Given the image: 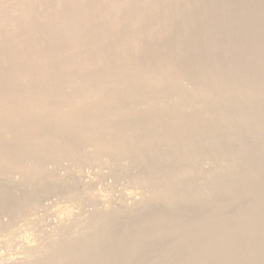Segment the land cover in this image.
<instances>
[{"label":"bare ground","instance_id":"1","mask_svg":"<svg viewBox=\"0 0 264 264\" xmlns=\"http://www.w3.org/2000/svg\"><path fill=\"white\" fill-rule=\"evenodd\" d=\"M64 1L56 0L58 6ZM108 2L109 10L108 5H102L99 10L108 12L106 29L110 35L126 24L143 26L133 42L128 41L121 49L124 53L119 55L120 62L113 63L108 70L99 58H88V52L98 45L91 47L87 39L101 30L103 24L99 22L98 10L77 11L83 0H71L67 8L50 15L52 19L47 22L46 31L51 29L49 25H53L54 18L63 19L70 11L76 14L71 27L66 31L57 29L52 40L46 31L39 34L35 29L40 20L38 10L33 11L29 22L13 19L12 24L0 13V26L9 24L11 30L25 28L28 34L25 41L29 47L34 46L32 57L26 49L20 53L22 65L30 69L37 61L41 68L36 72L26 71L29 74L25 83L0 85L4 89L0 91L1 133L5 136L12 128L20 127L32 135L18 142L21 149L35 152L49 146L42 158L61 156L72 163L74 155L69 151L59 153L53 148V140L80 138L85 148H91L85 162L101 168V173L115 182L113 191L97 189L92 182L86 185V196L97 201L95 204L103 202L101 211H88L81 196L70 189L61 203L44 212L37 210L41 202L30 204L31 212L20 218L16 208L21 204L19 198L0 190V264H95L97 256L100 264H247L242 257L257 233L264 237V154H260L263 146L249 145L264 135V95H257L250 108L248 104L223 103L225 100L213 104L209 98L196 95L167 109L165 95L176 87L150 81L159 60L149 59L136 73L142 78L136 82L125 67L137 60L126 51L130 46L151 41L154 29L151 11L161 4L160 20L165 32H170L175 20L181 21L186 16L194 20L190 26L176 22L180 46L175 58L185 62L184 66L204 71L211 92L219 88L232 94L235 91L236 95L232 96L236 99L243 88L253 86L264 91V79H252L259 70L255 59L257 44L263 56L264 75V34L260 37L264 32V16L260 17L262 30L253 25L257 22V11L264 12V3L261 0H105V4ZM87 3L93 6L95 1L87 0ZM8 28L4 38L9 35ZM229 30L233 31L229 46L216 52V46L219 47ZM211 32L214 41L209 43ZM81 34L87 39L78 49ZM197 37L201 40L197 41ZM232 46H238L240 52L234 55V60L226 62ZM245 47L249 51L247 69L239 71L236 67ZM15 50L11 46L0 48V75L6 67L16 78ZM49 55L53 59L52 69L46 65ZM80 55L81 59H74ZM61 56L68 58L60 60ZM159 67L162 76L168 77L179 72L180 65L166 63ZM60 69L64 74L57 78L55 71ZM46 75L50 80L41 81ZM184 75L191 77L188 70ZM126 77L134 81L129 87L105 90ZM58 86L65 89L57 91ZM8 90L14 94H8ZM120 101L124 102L120 108H108L110 103ZM240 130L244 134L239 142L243 144L234 147ZM211 131L223 133L227 140L224 151L208 149L204 135ZM185 140H193L192 145L200 150L181 148L171 151L167 165L155 169L147 165L151 163L148 150L157 154L165 144ZM12 150L8 146L0 149L2 186L19 179L24 187L12 183L14 188H22L26 194L36 190L46 195L52 187L59 186L60 180L77 175L56 176L45 160L24 161ZM248 152L249 160L240 168V158ZM117 161L123 164L121 170L125 172L114 166ZM17 172L23 177H16ZM106 200H119V203L108 207ZM79 207L83 208L67 224L61 217L57 218L60 213L75 212ZM52 221L60 227L57 232L43 230L33 236L37 226L44 228Z\"/></svg>","mask_w":264,"mask_h":264},{"label":"rangeland","instance_id":"2","mask_svg":"<svg viewBox=\"0 0 264 264\" xmlns=\"http://www.w3.org/2000/svg\"><path fill=\"white\" fill-rule=\"evenodd\" d=\"M94 1H95L94 5L89 6L87 3V0H83V3L78 6L77 11L80 13L83 10L85 11L86 10L88 11L98 10L97 12H99L100 14L99 22L103 24V28H101V30H97L94 33H92L89 39L85 38L84 34H81L79 37L80 39H78V42H77V47L78 49L81 48L83 46V42L86 39L89 40V42H91V45H92L91 47H95L98 45V47H95V48H98L99 51L97 52L96 51L97 49L92 48L88 52V58H91V59L99 58V60H101L103 63L101 65L106 70H108L109 68H111V66H113V63L120 62L121 59L119 58V55L124 53L123 51H121V49L125 47V44L128 41L133 42L135 35L139 32V29L143 26H135L132 24H126V25H123V28L118 29L115 33H112L110 35V32L106 29L107 27L106 25L109 22V16L107 15L108 13L107 10H109L108 8L109 2L105 4V0H94ZM70 2L71 0H65L62 6H58L56 0H46V1L45 0H0V13H4L3 16H7L8 21L12 24L13 19L22 20L23 22H29L30 19L34 16L33 11L38 10L37 12L40 13L39 14L40 20L38 21L35 29L39 34H41L43 33V31H46L47 29L46 24L50 19H52V18H49L50 15H52V13L54 14V12H58L59 10L61 11V9L67 8V6L70 5ZM102 5L104 6L108 5L107 10L106 11L105 9L103 10L105 14H102L103 12L99 10V8H101ZM161 8L162 7L160 4L158 8H156L154 11H151V17H150L151 18L150 20L151 28L154 27V29L151 30V41L149 40L148 42L142 45L137 44L135 46L134 45L130 46V48L126 51L130 55H133L137 61L133 62L131 66L129 65L128 67H125V71L127 72V74L134 75L135 77L134 81L138 82L142 80V78L139 75H136L138 70L142 69L141 67L147 62H149V59H151V61L156 60V59L159 60L158 61L159 64L156 65L158 67L155 69L156 67L155 66L152 70L153 73L151 74L150 81L159 82L160 85L172 84L171 85L172 87L179 88V90H177L176 88L175 89L171 88V90H169L166 93L165 96L167 98V106H166L167 109L172 108L177 103L183 104L185 102H188L189 97H194L196 95L203 96L204 98H209L213 104L214 103L221 104L222 100H225L223 101V103H227L229 101L230 103L236 102V103H240L243 105L248 104L249 105L248 107L250 108L251 104L253 102H256L255 99L258 98L257 95H260V94L264 95V91H260L259 89L252 88L253 86H251L250 88L241 89L236 99H234L232 96V95H236L234 90H233L234 94H232L228 90L223 91L220 88L217 92L216 91L211 92L209 89V81L204 71H200L199 68H195L189 65L184 66L186 65L185 62H181L182 60L180 58H175V54L178 53L177 49L180 46L178 45L179 38H180L179 37L180 31L178 30L177 23L182 22L186 26H190V25H194L195 23L194 20L189 18L191 16L189 17L186 16L181 21L175 20L173 22L172 29L170 30V32L169 33L165 32L164 30H162L163 24L160 20V16L162 12ZM192 11L193 9L189 10L188 15ZM90 12L93 13L94 11H90ZM67 14L68 16H64L63 19L57 20L56 18H54L53 25H49L51 29L49 31H46V34L49 33V39L52 40V36L53 34H55L54 32H57V29L66 31L74 23L76 14H74V12L72 11L67 12ZM253 25L255 27H258L260 30H262L261 23L258 26L257 22H254ZM6 27L8 28L9 24L6 26L4 25L0 26V48L2 46H11L16 49L15 50L16 52L13 55V59H14L13 68H15L13 73L16 75V78H13V76H11L9 72L10 70H8L5 67L3 68V71L0 75V85H6V84L15 85L16 83H25L26 82L25 77L29 74L26 71H30L31 73V72H36V71L41 70L40 66H38V64L36 63L37 61H34V65H32L30 69L28 68L26 69L22 65L21 60H20V53L24 49L28 50L27 54L28 55L31 54V57H32L33 52H34V49H33L34 46L29 47V45L26 43L25 40L28 34L24 30L25 28H15L14 30H11L10 28H8L9 35L4 38L3 35L5 34V30H7ZM200 28L202 27L200 26ZM50 31H51V34H50ZM232 33L233 31L229 30L225 34V38H223L220 41L219 47L217 48L216 46V52H218V50H222L225 47L229 46L228 40L231 36H233ZM263 34L264 32L260 34V37ZM101 36L104 37V40H102ZM200 40L201 38L197 37V41H200ZM208 41L209 43H212V41H214V33L211 32V34L209 35ZM186 44H187L186 46L190 47L189 43H186ZM49 45L51 46L50 43ZM210 48H213V47L210 46ZM256 48L257 49L255 50V54H256L255 59L257 60V63H259L258 64L259 70H258V75L256 74V77L252 75V79L254 81H257L259 79H264V75L262 74V70H261L263 67L262 60H261L263 56H262V53L258 52V48H259L258 44L256 45ZM238 49H239L238 46L230 47V50L228 51L229 57L225 59L226 62L234 60V55L239 54L240 52V51H237ZM164 51L166 52L168 59H165L166 56H164L165 55ZM248 52L249 51L245 47L243 52L240 55L241 59H240L239 64L236 67L237 70L240 71V70L247 69V58L246 57H247ZM65 56L64 57L61 56L60 60H65L68 58ZM202 56L204 57V55ZM77 57L81 59V55L74 56V59ZM46 59H48V63L46 64L47 67L51 68L54 65L52 61L53 60L52 55L47 56ZM166 63L167 65H174V64L180 65L179 72L171 73L168 77H163L160 72L161 67L159 66L164 67ZM78 64H81V62H79ZM213 65L214 67H217V64H213ZM78 67L79 66L77 65V68ZM186 70H188L191 73L190 78L185 77L184 72ZM46 72L47 71H45V73ZM46 74L49 75L48 72ZM63 74L64 72L62 71V69L55 71V75L57 78H61ZM48 75L43 76L41 78V81L46 82L50 80L49 78L50 76ZM60 81L61 80L58 79V82ZM134 81L129 80L126 77L125 80L121 82L122 84L120 83L116 85L114 84L109 85L105 88V90L112 89V88H127L129 87L130 83ZM64 89H65L64 87H59V86L56 88L57 91H63ZM250 89H252L256 94ZM2 90L4 89L0 86V91ZM7 93L14 94V91L11 92V90H8ZM41 100L42 102L44 101L43 95H41ZM133 101L136 102V100L134 99ZM110 104L111 105H109L108 108H120V106H123L124 102L120 101L117 103H110ZM242 133L243 131L240 130L239 133L236 135L235 137L236 142L234 144V147H239L243 144L239 142V139L242 136ZM6 134L7 135L4 136L0 130V149L1 147L4 148V146H8L10 149H13L12 152H17V155H19L21 159H23L24 161H30L32 163H38L40 160L43 159L45 160V163L47 164V166L54 171V174L56 176L68 175V174L71 175L73 173L77 174L75 178H72V179L66 178V179L60 180L58 184L59 186L55 188L52 187L51 190H49L46 195H41L40 192L36 190L28 192L29 194H26L22 188H14L13 184L17 185L18 187H24V185L19 183V179H16L14 182L12 179L10 181L11 185L9 183L4 186L0 184L1 185L0 190H5L11 196L18 197L19 200L21 201V204L18 207H16L18 208L19 218L26 217L31 212V208H32L31 205L33 203L41 202L40 208L37 209L40 212H44L48 210L50 206L61 203L62 201L66 199L65 195L69 194L70 189L73 190L74 193H76L78 197L81 196V199L85 203V207L88 211H101L102 210L103 202L95 204L97 201L93 202L91 198H88V196H86V185L89 182H92L96 185V187H98L97 189H105V190L113 191L114 189L113 183L115 182H113V179L111 176H108L105 173H101V168L85 162L86 156L91 151V148L89 150L87 148L88 146L85 148L81 144L80 138L71 139V140L55 138V140H53L54 142V144H52L53 148L56 150H59V153L64 154V152L69 151L71 152V154L74 155L75 160H73L74 163H72L67 158H64L61 156L60 157L58 156L57 158H48L47 160L45 159V157L42 158L41 156L45 154L47 150H50L49 146L48 148L44 147L42 151H35V152H31L30 150L21 149L20 146L18 145L19 144L18 142L21 141L23 138H28V137H31L32 135L30 133L25 132L20 127H14L12 128L11 132H8ZM222 135L223 133H217V131H211L210 133L204 135V141L206 144H209L208 145L209 150H220V151L225 150L226 148L225 144L227 140ZM3 139H5L6 141H3ZM96 141H98V144L101 143L100 138L96 139ZM192 142L193 140H187V141L185 140V141H180L177 143L165 144L163 147H161V149L158 151L159 153L157 154L154 152V150H151V151L148 150L147 152L149 156H151L150 157L151 163H148L147 165L154 169L167 165L171 160V156L173 153L171 151H178L181 148H187V149L190 148L191 150H200L198 146L196 145L193 146ZM217 142H220V143L217 144ZM214 143H216V145H220V147L219 148L216 147ZM256 144H261V146H263L260 151V154H264V135H260V137L255 138L253 141H251L249 145L251 148H253V146H256ZM25 152L27 155H23ZM249 157H250L249 152L246 153V155L241 156L240 162H239L240 168L246 166L245 164L248 162ZM20 158H19V161H20ZM103 159H107V158L103 157ZM122 165L123 164L119 161H117L114 164L115 167L120 168L119 171H124V170H121L123 169ZM142 167H145V165L143 164ZM77 168H80L81 170L80 171L75 170ZM15 175H17L16 177L18 178L23 177V174H20L19 172L15 173ZM107 201L109 200L104 201V203H106ZM118 203H119V200H111L107 202L106 205L108 207H114ZM9 207L13 208V205ZM80 208H83V207H79L75 212L73 211L67 214L60 213L61 216L58 215L57 218L61 217L60 220L64 221L65 224H67V222L71 221L72 217L74 218L81 211ZM72 221L74 222V219H72ZM59 229L60 227L57 225V222L52 221V222H49L44 228H40L39 226H37L34 229L36 230V232H34L33 236L38 235L43 230H50L51 232L56 230L57 232V230ZM29 230H31V227L28 229V231H26L28 232V234L30 232ZM22 247L24 246L22 245L21 248ZM95 264H100L99 256H97V260Z\"/></svg>","mask_w":264,"mask_h":264},{"label":"clouds","instance_id":"3","mask_svg":"<svg viewBox=\"0 0 264 264\" xmlns=\"http://www.w3.org/2000/svg\"><path fill=\"white\" fill-rule=\"evenodd\" d=\"M264 3V0H261ZM257 24H260V17L264 16V12L257 11ZM27 236V234H26ZM28 239H31L30 236H27ZM247 264H264V237L257 233L254 242L248 252L242 257Z\"/></svg>","mask_w":264,"mask_h":264}]
</instances>
